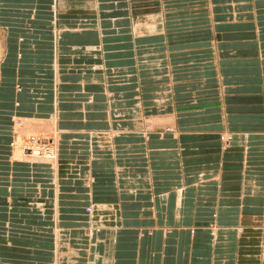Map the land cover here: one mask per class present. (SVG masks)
<instances>
[{
  "label": "crops",
  "instance_id": "crops-1",
  "mask_svg": "<svg viewBox=\"0 0 264 264\" xmlns=\"http://www.w3.org/2000/svg\"><path fill=\"white\" fill-rule=\"evenodd\" d=\"M50 4L0 0V264H264V0Z\"/></svg>",
  "mask_w": 264,
  "mask_h": 264
},
{
  "label": "rangeland",
  "instance_id": "rangeland-1",
  "mask_svg": "<svg viewBox=\"0 0 264 264\" xmlns=\"http://www.w3.org/2000/svg\"><path fill=\"white\" fill-rule=\"evenodd\" d=\"M57 3L58 0H51L50 9L52 12V19H55L56 23V15H57ZM60 33V30L58 31V28L56 30V34ZM11 122H12V129H13V136L10 140V158L12 161H23V162H33L31 159H27L25 154L32 153L31 150L26 149V145L30 146L29 144L35 143L39 145H45L50 146L55 144V138L57 136V139H59V131L57 129V133L55 134H48L44 133L42 130V127L38 124H35L36 122L33 121L35 119H29L34 117H28V116H20L17 114H13L10 116ZM29 119V120H28ZM146 130H150V125L147 123L145 124ZM166 130H172V128H167ZM228 135H225L224 138H226ZM58 142V141H57ZM26 152V153H25ZM25 153V154H24ZM37 160V159H36ZM40 163V162H37ZM51 164L50 162H43ZM55 166V164H53ZM148 234H150V230L147 231ZM145 231L141 232V235H144ZM87 235H89V232H87Z\"/></svg>",
  "mask_w": 264,
  "mask_h": 264
},
{
  "label": "bare ground",
  "instance_id": "bare-ground-1",
  "mask_svg": "<svg viewBox=\"0 0 264 264\" xmlns=\"http://www.w3.org/2000/svg\"><path fill=\"white\" fill-rule=\"evenodd\" d=\"M33 120V119H32ZM38 124L39 126L42 127V130L44 133L48 134H55L57 133V127H56V120L54 118L52 119H35L33 120ZM58 139L57 136L55 138V144L54 145H50V146H45V145H39V144H29L30 146L26 145L25 151L26 149L31 150L32 153L30 154H25V156L27 157V159H31V161L33 162H50L53 164L57 163V159H58ZM37 159V160H36Z\"/></svg>",
  "mask_w": 264,
  "mask_h": 264
}]
</instances>
